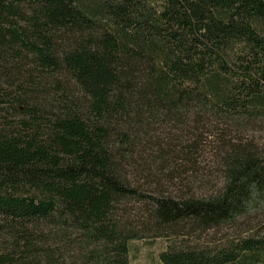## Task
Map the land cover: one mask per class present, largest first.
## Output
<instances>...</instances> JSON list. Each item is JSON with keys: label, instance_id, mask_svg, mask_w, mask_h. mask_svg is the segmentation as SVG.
<instances>
[{"label": "trees", "instance_id": "trees-1", "mask_svg": "<svg viewBox=\"0 0 264 264\" xmlns=\"http://www.w3.org/2000/svg\"><path fill=\"white\" fill-rule=\"evenodd\" d=\"M254 129L264 0H0V264H132L151 235L185 239L161 264H264V233L186 242L264 207Z\"/></svg>", "mask_w": 264, "mask_h": 264}, {"label": "rangeland", "instance_id": "rangeland-1", "mask_svg": "<svg viewBox=\"0 0 264 264\" xmlns=\"http://www.w3.org/2000/svg\"><path fill=\"white\" fill-rule=\"evenodd\" d=\"M248 139L253 140L259 148L264 151V129H254L249 133ZM213 136L203 134V143L200 145L202 151L199 152L198 162L199 167L203 172H214L211 174V181L216 184L218 181L219 167L215 161L216 157L213 155V147L211 144ZM194 140H192L193 142ZM189 168H193V163H184ZM130 179L135 184H139L142 188H149L148 182L143 178H138L136 175H131ZM152 182H149V184ZM154 186V185H153ZM264 207L256 213H252L242 219L237 224L223 229L209 230L208 232L198 236L196 234L189 235L186 242L193 245H218L227 242L228 240H239L242 237H251L258 234H263L264 225ZM182 237H174L171 235H151L143 239H135L130 242V260L132 264H161L160 253L170 246L183 242Z\"/></svg>", "mask_w": 264, "mask_h": 264}]
</instances>
